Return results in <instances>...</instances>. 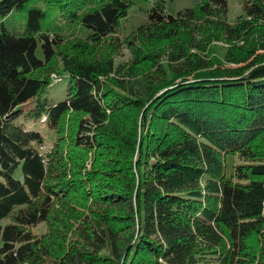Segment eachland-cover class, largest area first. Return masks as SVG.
Masks as SVG:
<instances>
[{"label": "trees", "instance_id": "obj_1", "mask_svg": "<svg viewBox=\"0 0 264 264\" xmlns=\"http://www.w3.org/2000/svg\"><path fill=\"white\" fill-rule=\"evenodd\" d=\"M143 1L0 0V264H264V0Z\"/></svg>", "mask_w": 264, "mask_h": 264}, {"label": "rangeland", "instance_id": "obj_2", "mask_svg": "<svg viewBox=\"0 0 264 264\" xmlns=\"http://www.w3.org/2000/svg\"><path fill=\"white\" fill-rule=\"evenodd\" d=\"M155 0H149L146 2H140L134 5L126 18L121 20L119 25V31L115 34L121 41L124 40V37L129 34L131 31L137 29L140 25L144 24L148 20V11L152 7ZM203 0H169L166 3V13L170 15H177L178 12L184 10L185 8L194 7ZM228 1V22L233 24L235 23L237 17L243 13V6L247 0H227ZM25 16L23 14L17 13L7 21L9 29L13 32H22L24 30ZM91 31L86 29V34H89ZM214 51H217L218 54H223V50L226 49L227 45L222 42H215L212 45ZM264 53V52H263ZM38 56H42L41 49L37 51ZM131 57L129 49L124 47L120 48L119 54L117 57L118 61H128ZM58 75V74H57ZM52 75V79H53ZM64 80L59 83L50 85L42 94V99H48L53 102L63 100L67 94V89L70 81V77L63 73ZM35 104V101H31L29 104H26L22 108V112L28 111V109ZM36 117H25L23 114L20 117V121L24 122L26 125L34 127L36 130L40 131L45 137V147H50L52 142L55 139V131L48 125L46 122H41V119ZM40 119V121H39ZM235 163L238 162V159L234 160ZM9 222V219L2 221V224ZM47 229L45 223H40L37 227L34 228V232L37 234L44 233ZM1 246V241H0Z\"/></svg>", "mask_w": 264, "mask_h": 264}, {"label": "built area", "instance_id": "obj_3", "mask_svg": "<svg viewBox=\"0 0 264 264\" xmlns=\"http://www.w3.org/2000/svg\"><path fill=\"white\" fill-rule=\"evenodd\" d=\"M53 78L55 79V81L60 80V77L58 75H55V74H54ZM47 119H48L47 115L44 114L42 119H41V122H46Z\"/></svg>", "mask_w": 264, "mask_h": 264}, {"label": "bare ground", "instance_id": "obj_4", "mask_svg": "<svg viewBox=\"0 0 264 264\" xmlns=\"http://www.w3.org/2000/svg\"><path fill=\"white\" fill-rule=\"evenodd\" d=\"M55 75H57V74H55Z\"/></svg>", "mask_w": 264, "mask_h": 264}]
</instances>
